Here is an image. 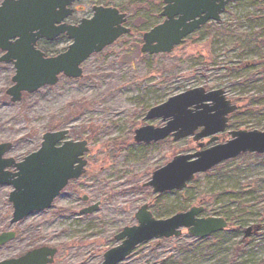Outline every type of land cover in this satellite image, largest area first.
Returning <instances> with one entry per match:
<instances>
[{
    "label": "rangeland",
    "instance_id": "rangeland-1",
    "mask_svg": "<svg viewBox=\"0 0 264 264\" xmlns=\"http://www.w3.org/2000/svg\"><path fill=\"white\" fill-rule=\"evenodd\" d=\"M83 4L86 12L92 4L118 7L131 31L89 56L82 77L60 76L56 84L12 102L6 89L15 69L0 62V143H12L5 157L22 160L38 149L44 132L63 128L68 139L86 140L88 147L85 173L70 181L51 208L10 224L12 187L0 185V233H15L0 245V261L47 246L57 249L50 264H100L104 252L120 244L115 235L136 225L135 212L147 204L156 219L201 205L202 216H222L229 226L203 238L184 228L179 236L153 238L117 264H264V153L220 162L179 191L157 195L143 185L177 154L225 143L233 130L264 131V0L229 3L219 21L209 20L170 53L158 54L140 51L142 33L159 21L158 0ZM199 86L224 90L238 106L215 141H194L192 135L133 140L138 127L165 125L160 118L145 119L150 107ZM94 204L96 211L80 213Z\"/></svg>",
    "mask_w": 264,
    "mask_h": 264
},
{
    "label": "water",
    "instance_id": "water-1",
    "mask_svg": "<svg viewBox=\"0 0 264 264\" xmlns=\"http://www.w3.org/2000/svg\"><path fill=\"white\" fill-rule=\"evenodd\" d=\"M75 0H2L0 2V62L11 63L15 69L12 85L6 94L12 102L21 100L22 93H33L46 85H54L59 75L78 78L83 74L81 63L92 53L99 52L117 38L128 33L124 25L126 14L112 6L94 5L90 18H82L77 26L60 25L71 10L66 5ZM237 0H163L162 22L142 35L141 52L148 54L170 53L185 37L209 20H220L229 2ZM66 33L72 43L58 55L45 56L37 48L39 39L52 40ZM238 108L226 99L224 90L205 91L202 86L187 89L170 96L166 101L150 107L145 119L161 118L165 125H143L134 130L135 142L149 143L168 136L177 141L192 135L197 141L209 137L207 144L228 126V114ZM201 128L198 132L196 130ZM68 130L46 131L37 150L20 161L5 157L12 147L10 142L0 143V185H10L8 201L12 205L10 224L16 223L35 211L51 208L54 199L70 180L85 172L83 154L88 150L86 140L66 138ZM231 138L194 153L177 154L161 167L153 170L144 186L154 194L181 190L216 164L235 158L241 153H264V131L233 130ZM202 143L199 147H202ZM8 168H12L13 171ZM83 200H87L83 196ZM98 205L80 210L92 213ZM204 207L191 206L168 218L156 219L147 204L134 214L136 225L125 226L115 235L121 241L103 254L100 264H117L125 259L139 244L153 238L179 236L186 229L193 237H208L227 228L222 216H201ZM250 230H246L248 234ZM11 230L0 233V245L14 238ZM57 252L55 247L41 246L26 251L16 258L0 264H50Z\"/></svg>",
    "mask_w": 264,
    "mask_h": 264
},
{
    "label": "flooded vegetation",
    "instance_id": "flooded-vegetation-1",
    "mask_svg": "<svg viewBox=\"0 0 264 264\" xmlns=\"http://www.w3.org/2000/svg\"><path fill=\"white\" fill-rule=\"evenodd\" d=\"M83 1L84 0H75L71 4L66 5L65 11L66 10H71V13L68 14L61 22L56 23L55 26H60L62 24L66 25V26H77L80 23V20L82 18H89L92 15V7L94 5L112 6L110 4H108V5L92 4L91 5V12H89L88 9H87V12H86V7L88 8V4H83L84 7H79V4L82 3ZM158 3H160V10L157 11V16L159 17V21L157 23H160L164 19V16L160 15V12L162 11L164 2H163V0H158ZM112 7H115V6H112ZM116 8H118V7H116ZM119 11L120 12H124L121 9H119ZM157 23H155L151 27L155 26ZM124 24L127 25V15H126V22H124ZM130 31H131V28H130ZM130 31L128 33H130ZM142 35H143V33H142ZM142 35H141V44H142ZM71 43H72V40L69 39V37L67 36L66 33H60L59 35L55 36L52 40H46L44 38L38 40L37 41V47L38 48H40L39 46L42 47L40 49L45 53V56H55V55H58L59 53L64 52ZM2 53L3 52L0 51V55ZM95 53H98V52H95ZM92 54H94V53H92ZM242 154H245V153H242Z\"/></svg>",
    "mask_w": 264,
    "mask_h": 264
},
{
    "label": "trees",
    "instance_id": "trees-1",
    "mask_svg": "<svg viewBox=\"0 0 264 264\" xmlns=\"http://www.w3.org/2000/svg\"><path fill=\"white\" fill-rule=\"evenodd\" d=\"M42 48V47H41ZM259 155H261V154H259ZM227 219V218H226Z\"/></svg>",
    "mask_w": 264,
    "mask_h": 264
}]
</instances>
